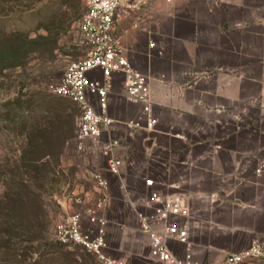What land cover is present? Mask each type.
I'll return each instance as SVG.
<instances>
[{
	"label": "crops",
	"instance_id": "obj_1",
	"mask_svg": "<svg viewBox=\"0 0 264 264\" xmlns=\"http://www.w3.org/2000/svg\"><path fill=\"white\" fill-rule=\"evenodd\" d=\"M122 19L116 30L126 29L124 52L149 78L156 123L125 128L141 106L114 74L107 114L124 162L120 178L106 173L100 209L125 200L122 184L132 194L128 177L144 187L153 177L167 193L187 195L192 258L216 264L264 239V171L255 172L264 162V0H148ZM252 112L261 116L244 124ZM171 250L181 257L185 244Z\"/></svg>",
	"mask_w": 264,
	"mask_h": 264
},
{
	"label": "rangeland",
	"instance_id": "obj_2",
	"mask_svg": "<svg viewBox=\"0 0 264 264\" xmlns=\"http://www.w3.org/2000/svg\"><path fill=\"white\" fill-rule=\"evenodd\" d=\"M87 3L0 0V264H100L82 248L64 247L54 237L59 221L97 201L92 174L108 179L105 159L75 148L77 108L50 91L65 67L86 55L78 25ZM122 24L120 18L117 28ZM244 116L246 124L261 114ZM149 179L153 185L144 187L139 178H127L134 200L169 194ZM125 204L116 196L97 210L107 220V252L127 264H152L148 236ZM138 209L149 213V208ZM84 226L94 228L85 220Z\"/></svg>",
	"mask_w": 264,
	"mask_h": 264
},
{
	"label": "built area",
	"instance_id": "obj_3",
	"mask_svg": "<svg viewBox=\"0 0 264 264\" xmlns=\"http://www.w3.org/2000/svg\"><path fill=\"white\" fill-rule=\"evenodd\" d=\"M148 0H88L87 8L79 21V32L87 47L86 55L69 63L60 79L50 85V91L69 100L77 108L75 148L81 155L98 154L105 159L107 172L120 178L123 160L116 157L120 139L115 135L116 121L107 114L108 97L114 74L123 76L125 97L128 102L141 106V113L124 123L129 132L138 129L151 130L156 123L153 117L152 99L148 76L136 69L121 42L116 25ZM167 3L179 0H165ZM138 28V23L132 24ZM153 47V43H150ZM264 171V162L255 169ZM93 178L100 196L86 211L68 214L54 229V237L64 247L77 246L92 255L100 264H127L107 252L106 220L97 210L106 202L104 195L108 180L99 172ZM146 186L153 181L145 180ZM126 202L132 208L139 229L148 236V256L152 264H199L190 252L188 197L183 192L166 195L154 192L147 200L133 201L124 185H121ZM139 202V203H138ZM149 208V213L138 207ZM87 225L94 228H86ZM185 244L183 256L172 253L171 243ZM216 264H264V239L255 238L250 245L238 252L227 254Z\"/></svg>",
	"mask_w": 264,
	"mask_h": 264
},
{
	"label": "trees",
	"instance_id": "obj_4",
	"mask_svg": "<svg viewBox=\"0 0 264 264\" xmlns=\"http://www.w3.org/2000/svg\"><path fill=\"white\" fill-rule=\"evenodd\" d=\"M58 129H60V131H61V132H60L61 136H62V137H65V134H64V133H66V131L63 133V130H62L63 128H62V127H60V128L58 127ZM62 134H63V135H62ZM74 136H75V133H74ZM74 136H73V138H74ZM47 156H49V154H47ZM35 178L37 179V176H36ZM36 197H38V195H36Z\"/></svg>",
	"mask_w": 264,
	"mask_h": 264
}]
</instances>
